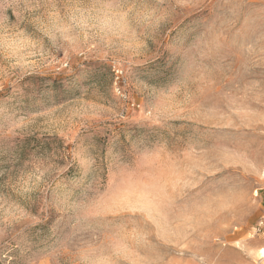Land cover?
Instances as JSON below:
<instances>
[{"label": "rangeland", "instance_id": "1", "mask_svg": "<svg viewBox=\"0 0 264 264\" xmlns=\"http://www.w3.org/2000/svg\"><path fill=\"white\" fill-rule=\"evenodd\" d=\"M262 168L264 0H0V264H264Z\"/></svg>", "mask_w": 264, "mask_h": 264}, {"label": "built area", "instance_id": "2", "mask_svg": "<svg viewBox=\"0 0 264 264\" xmlns=\"http://www.w3.org/2000/svg\"><path fill=\"white\" fill-rule=\"evenodd\" d=\"M115 91L120 97H125L124 91L122 89V85L120 84V74L116 75V80H115ZM261 177L264 179V168L261 170ZM254 195L258 196L262 199L263 205H262V211H263V216L260 219L259 223L256 226L257 232H261L264 230V188H258L254 191Z\"/></svg>", "mask_w": 264, "mask_h": 264}, {"label": "bare ground", "instance_id": "3", "mask_svg": "<svg viewBox=\"0 0 264 264\" xmlns=\"http://www.w3.org/2000/svg\"><path fill=\"white\" fill-rule=\"evenodd\" d=\"M263 254V253H262Z\"/></svg>", "mask_w": 264, "mask_h": 264}]
</instances>
